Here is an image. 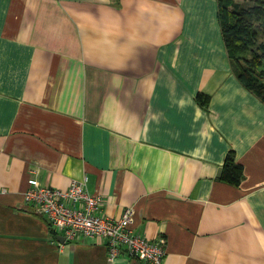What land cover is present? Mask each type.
<instances>
[{
  "label": "crops",
  "instance_id": "0c3cea01",
  "mask_svg": "<svg viewBox=\"0 0 264 264\" xmlns=\"http://www.w3.org/2000/svg\"><path fill=\"white\" fill-rule=\"evenodd\" d=\"M230 152L237 186L220 180ZM32 176L87 177L105 216L132 208L134 232L163 242V264H264V102L218 1L0 0V264H109L106 240L61 242L25 202Z\"/></svg>",
  "mask_w": 264,
  "mask_h": 264
},
{
  "label": "built area",
  "instance_id": "2783aa9c",
  "mask_svg": "<svg viewBox=\"0 0 264 264\" xmlns=\"http://www.w3.org/2000/svg\"><path fill=\"white\" fill-rule=\"evenodd\" d=\"M87 181L84 177L62 190L43 185L32 176L28 179L24 199L47 218L53 230L63 235L64 242L106 240L109 264H114L124 253L142 259L145 264H163L165 245L134 232L132 208L126 209L119 219L105 216L102 197L88 191Z\"/></svg>",
  "mask_w": 264,
  "mask_h": 264
},
{
  "label": "trees",
  "instance_id": "16d2710c",
  "mask_svg": "<svg viewBox=\"0 0 264 264\" xmlns=\"http://www.w3.org/2000/svg\"><path fill=\"white\" fill-rule=\"evenodd\" d=\"M222 36L240 82L264 102V0H217ZM201 103L207 98L198 95ZM243 166L233 152L225 160L220 180L240 185Z\"/></svg>",
  "mask_w": 264,
  "mask_h": 264
},
{
  "label": "water",
  "instance_id": "95a60500",
  "mask_svg": "<svg viewBox=\"0 0 264 264\" xmlns=\"http://www.w3.org/2000/svg\"><path fill=\"white\" fill-rule=\"evenodd\" d=\"M58 239L61 241V242H64L65 241V238L63 236H59Z\"/></svg>",
  "mask_w": 264,
  "mask_h": 264
},
{
  "label": "rangeland",
  "instance_id": "374dc122",
  "mask_svg": "<svg viewBox=\"0 0 264 264\" xmlns=\"http://www.w3.org/2000/svg\"><path fill=\"white\" fill-rule=\"evenodd\" d=\"M235 1H237V2H241V3H246L248 0H235Z\"/></svg>",
  "mask_w": 264,
  "mask_h": 264
}]
</instances>
